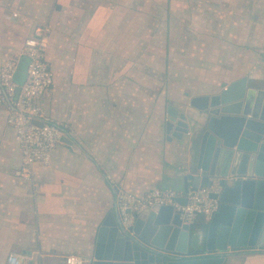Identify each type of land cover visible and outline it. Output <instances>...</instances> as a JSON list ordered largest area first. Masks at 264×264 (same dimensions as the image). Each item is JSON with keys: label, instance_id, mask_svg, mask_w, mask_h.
I'll return each instance as SVG.
<instances>
[{"label": "crops", "instance_id": "0c3cea01", "mask_svg": "<svg viewBox=\"0 0 264 264\" xmlns=\"http://www.w3.org/2000/svg\"><path fill=\"white\" fill-rule=\"evenodd\" d=\"M45 25L53 85L39 104L68 129L27 180L0 105V264H88L101 222L121 221L118 192L181 191L190 144L166 141V105L192 114L193 96L244 76L264 86V0H0V68L16 59L17 84ZM233 252L225 264H264L260 249Z\"/></svg>", "mask_w": 264, "mask_h": 264}, {"label": "water", "instance_id": "95a60500", "mask_svg": "<svg viewBox=\"0 0 264 264\" xmlns=\"http://www.w3.org/2000/svg\"><path fill=\"white\" fill-rule=\"evenodd\" d=\"M188 108L192 114L166 105L165 139L190 144L180 192L216 182V211L187 224L174 206L155 204L128 229L109 213L88 264H225L236 249L264 253V86L244 76L193 96Z\"/></svg>", "mask_w": 264, "mask_h": 264}, {"label": "built area", "instance_id": "2783aa9c", "mask_svg": "<svg viewBox=\"0 0 264 264\" xmlns=\"http://www.w3.org/2000/svg\"><path fill=\"white\" fill-rule=\"evenodd\" d=\"M49 26L37 27L33 35L24 41L23 52L29 62L26 78L22 84L14 81L16 59L7 60L0 68V105L8 106L7 123L14 131L15 140L21 152V166L15 174L27 180L33 177L35 164L48 165L52 152L61 143L67 126L49 118L39 101L53 85V74L45 58ZM218 185H204L190 189L186 194L174 189H153L143 196L127 191L117 195L116 208L125 229L133 226L136 216L151 206L172 205L184 223L193 224L202 217L208 220L216 211L217 200L210 197ZM184 196L186 204L181 205L176 198ZM5 264H21L19 256L11 253ZM65 264H85L76 255L65 258Z\"/></svg>", "mask_w": 264, "mask_h": 264}, {"label": "rangeland", "instance_id": "374dc122", "mask_svg": "<svg viewBox=\"0 0 264 264\" xmlns=\"http://www.w3.org/2000/svg\"><path fill=\"white\" fill-rule=\"evenodd\" d=\"M209 11H211V10H209ZM189 26H193V23H192V22L188 24V27H187V28H189L192 32H193V31L195 32V29H194V28H190ZM207 26H208V25H207ZM210 28H211V27H210Z\"/></svg>", "mask_w": 264, "mask_h": 264}]
</instances>
